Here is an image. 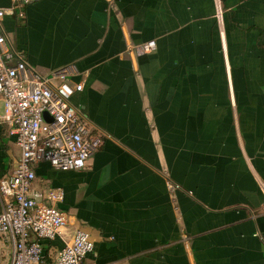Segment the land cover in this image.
<instances>
[{
  "label": "crops",
  "instance_id": "obj_1",
  "mask_svg": "<svg viewBox=\"0 0 264 264\" xmlns=\"http://www.w3.org/2000/svg\"><path fill=\"white\" fill-rule=\"evenodd\" d=\"M0 8L14 9L0 24L30 66L73 67L85 88L71 102L104 137L84 169L35 168L34 190L62 191L68 216L47 256L81 229L94 245L84 264H264V0ZM147 41L153 52H128ZM18 156L0 123V180ZM11 257L0 238V264Z\"/></svg>",
  "mask_w": 264,
  "mask_h": 264
},
{
  "label": "built area",
  "instance_id": "obj_2",
  "mask_svg": "<svg viewBox=\"0 0 264 264\" xmlns=\"http://www.w3.org/2000/svg\"><path fill=\"white\" fill-rule=\"evenodd\" d=\"M13 10L0 8V23ZM155 46L147 41L128 52L149 54ZM72 69L41 73L11 46L0 24V123L8 126L19 150L12 173L0 180V238L12 242L10 264H84L93 252L89 235L78 229L53 256L44 253L42 242L61 237L68 216L54 207L63 200L62 191L39 193L33 188L40 163L61 172L79 171L103 143L104 137L91 129L81 107L71 102L85 88L83 80L71 83Z\"/></svg>",
  "mask_w": 264,
  "mask_h": 264
}]
</instances>
